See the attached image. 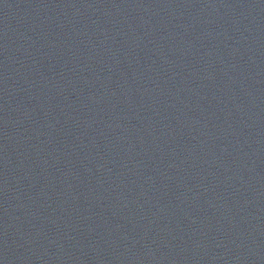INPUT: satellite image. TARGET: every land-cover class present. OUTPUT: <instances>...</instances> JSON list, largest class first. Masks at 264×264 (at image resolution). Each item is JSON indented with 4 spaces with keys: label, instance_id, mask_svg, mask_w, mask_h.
I'll return each instance as SVG.
<instances>
[{
    "label": "water",
    "instance_id": "1",
    "mask_svg": "<svg viewBox=\"0 0 264 264\" xmlns=\"http://www.w3.org/2000/svg\"><path fill=\"white\" fill-rule=\"evenodd\" d=\"M262 23H264V0H239Z\"/></svg>",
    "mask_w": 264,
    "mask_h": 264
}]
</instances>
